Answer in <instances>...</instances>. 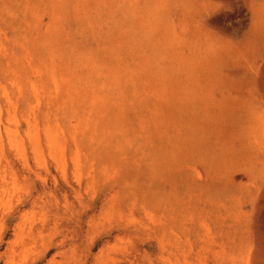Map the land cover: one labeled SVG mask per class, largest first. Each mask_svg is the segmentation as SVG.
I'll return each mask as SVG.
<instances>
[{
  "label": "rangeland",
  "instance_id": "374dc122",
  "mask_svg": "<svg viewBox=\"0 0 264 264\" xmlns=\"http://www.w3.org/2000/svg\"><path fill=\"white\" fill-rule=\"evenodd\" d=\"M0 111V264H264V0H0Z\"/></svg>",
  "mask_w": 264,
  "mask_h": 264
},
{
  "label": "bare ground",
  "instance_id": "6f19581e",
  "mask_svg": "<svg viewBox=\"0 0 264 264\" xmlns=\"http://www.w3.org/2000/svg\"><path fill=\"white\" fill-rule=\"evenodd\" d=\"M0 113H1V111H0ZM1 116V115H0ZM4 129V128H3ZM8 131V130H7ZM9 134V133H8ZM15 140V139H14ZM13 143V142H12ZM39 149V148H38ZM19 154H20V152H19ZM22 156V155H21ZM23 161H24V159H23ZM3 162H5V161H3ZM4 165V164H3ZM2 169H3V167H1ZM2 172V171H1ZM5 172V171H4ZM5 174V173H4Z\"/></svg>",
  "mask_w": 264,
  "mask_h": 264
}]
</instances>
